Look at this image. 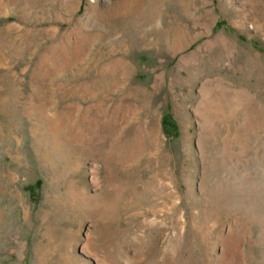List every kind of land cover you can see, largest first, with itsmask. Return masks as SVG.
<instances>
[{
    "label": "rangeland",
    "instance_id": "374dc122",
    "mask_svg": "<svg viewBox=\"0 0 264 264\" xmlns=\"http://www.w3.org/2000/svg\"><path fill=\"white\" fill-rule=\"evenodd\" d=\"M0 264H264V0H0Z\"/></svg>",
    "mask_w": 264,
    "mask_h": 264
},
{
    "label": "bare ground",
    "instance_id": "6f19581e",
    "mask_svg": "<svg viewBox=\"0 0 264 264\" xmlns=\"http://www.w3.org/2000/svg\"><path fill=\"white\" fill-rule=\"evenodd\" d=\"M234 91H235V92H234ZM234 91H233L234 93H236V92L238 93V90H237V91H236V90H234ZM233 92H232V93H233ZM237 93H236V94H237ZM239 93H240V92H239Z\"/></svg>",
    "mask_w": 264,
    "mask_h": 264
}]
</instances>
